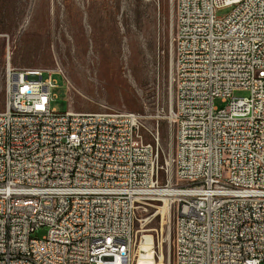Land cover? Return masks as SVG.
Wrapping results in <instances>:
<instances>
[{
	"label": "built area",
	"instance_id": "built-area-1",
	"mask_svg": "<svg viewBox=\"0 0 264 264\" xmlns=\"http://www.w3.org/2000/svg\"><path fill=\"white\" fill-rule=\"evenodd\" d=\"M172 4L173 106L157 105L152 142L138 113L55 111L54 73L8 56L0 264H136V224L167 204L173 264H264V0Z\"/></svg>",
	"mask_w": 264,
	"mask_h": 264
},
{
	"label": "rangeland",
	"instance_id": "rangeland-1",
	"mask_svg": "<svg viewBox=\"0 0 264 264\" xmlns=\"http://www.w3.org/2000/svg\"><path fill=\"white\" fill-rule=\"evenodd\" d=\"M174 30L172 0H0V111L6 102L4 72L10 56L16 70L54 73L51 108L55 111L138 113L145 117L143 133L152 142L157 105L168 110L173 106L170 39ZM246 96L247 92H234L235 98ZM215 106L225 107L220 99ZM172 130L167 121L161 122L164 151L169 149ZM140 218L136 259L142 238L150 236L156 256L163 254L161 263L173 264L168 219L146 214ZM47 232L48 228H40L33 238L42 239Z\"/></svg>",
	"mask_w": 264,
	"mask_h": 264
},
{
	"label": "bare ground",
	"instance_id": "bare-ground-1",
	"mask_svg": "<svg viewBox=\"0 0 264 264\" xmlns=\"http://www.w3.org/2000/svg\"><path fill=\"white\" fill-rule=\"evenodd\" d=\"M160 213L163 216V218L164 219L167 218L169 222V213H170L169 204L161 208ZM139 252H140L139 258L136 264H158L157 262L154 261L155 244H154L153 239L150 236H144L142 238ZM159 264H162V263H159Z\"/></svg>",
	"mask_w": 264,
	"mask_h": 264
},
{
	"label": "trees",
	"instance_id": "trees-1",
	"mask_svg": "<svg viewBox=\"0 0 264 264\" xmlns=\"http://www.w3.org/2000/svg\"><path fill=\"white\" fill-rule=\"evenodd\" d=\"M166 10V9H165ZM169 17H168V12H164V22H165V24L167 25L168 24V19ZM168 36V33H165V38Z\"/></svg>",
	"mask_w": 264,
	"mask_h": 264
}]
</instances>
